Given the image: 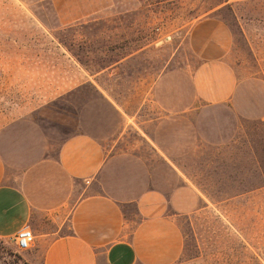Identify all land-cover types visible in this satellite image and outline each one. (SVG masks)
<instances>
[{"label": "rangeland", "instance_id": "1", "mask_svg": "<svg viewBox=\"0 0 264 264\" xmlns=\"http://www.w3.org/2000/svg\"><path fill=\"white\" fill-rule=\"evenodd\" d=\"M209 17L233 33L245 115H210L187 159L211 205L180 221L181 264H264V0H0V135L21 167L55 157L83 108L102 107L97 85L134 107L163 72L197 68L190 36ZM31 250L0 241V264Z\"/></svg>", "mask_w": 264, "mask_h": 264}, {"label": "crops", "instance_id": "2", "mask_svg": "<svg viewBox=\"0 0 264 264\" xmlns=\"http://www.w3.org/2000/svg\"><path fill=\"white\" fill-rule=\"evenodd\" d=\"M190 43L200 65L163 72L134 107L97 85L102 107L97 100L83 108V128L55 157L42 156L45 147L21 167L0 135V241L29 226L28 264H181L180 221L211 205L187 159L203 128L211 130L210 115H245L229 26L203 19Z\"/></svg>", "mask_w": 264, "mask_h": 264}, {"label": "built area", "instance_id": "3", "mask_svg": "<svg viewBox=\"0 0 264 264\" xmlns=\"http://www.w3.org/2000/svg\"><path fill=\"white\" fill-rule=\"evenodd\" d=\"M20 251H29L35 243V236L31 228L22 229L13 240Z\"/></svg>", "mask_w": 264, "mask_h": 264}]
</instances>
